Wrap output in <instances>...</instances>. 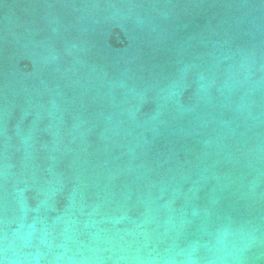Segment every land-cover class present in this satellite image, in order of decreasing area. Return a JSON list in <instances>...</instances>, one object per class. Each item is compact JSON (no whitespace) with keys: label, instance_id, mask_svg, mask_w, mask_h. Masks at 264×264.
Masks as SVG:
<instances>
[{"label":"water","instance_id":"obj_1","mask_svg":"<svg viewBox=\"0 0 264 264\" xmlns=\"http://www.w3.org/2000/svg\"><path fill=\"white\" fill-rule=\"evenodd\" d=\"M264 264V0H0V259Z\"/></svg>","mask_w":264,"mask_h":264},{"label":"clouds","instance_id":"obj_2","mask_svg":"<svg viewBox=\"0 0 264 264\" xmlns=\"http://www.w3.org/2000/svg\"><path fill=\"white\" fill-rule=\"evenodd\" d=\"M237 261L239 264V261H240L239 257L237 258ZM0 264H9V258L7 256V249L6 248H5V255H4L3 259H0Z\"/></svg>","mask_w":264,"mask_h":264}]
</instances>
